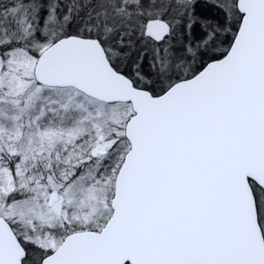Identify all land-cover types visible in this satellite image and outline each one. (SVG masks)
Segmentation results:
<instances>
[{"label":"snow or ice","instance_id":"6c2138e0","mask_svg":"<svg viewBox=\"0 0 264 264\" xmlns=\"http://www.w3.org/2000/svg\"><path fill=\"white\" fill-rule=\"evenodd\" d=\"M0 264H264V0H0Z\"/></svg>","mask_w":264,"mask_h":264}]
</instances>
